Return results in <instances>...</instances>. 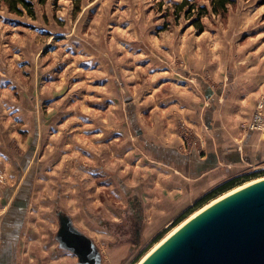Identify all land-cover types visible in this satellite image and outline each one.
I'll return each mask as SVG.
<instances>
[{
    "label": "rangeland",
    "instance_id": "rangeland-1",
    "mask_svg": "<svg viewBox=\"0 0 264 264\" xmlns=\"http://www.w3.org/2000/svg\"><path fill=\"white\" fill-rule=\"evenodd\" d=\"M27 1L33 16L10 13L0 0V77L13 73L7 82L0 80V99L18 103L23 87H29L38 115L29 117L26 129L33 130L39 119L46 126L29 171L40 197L30 210L35 223L27 264H77L51 238L57 231L54 204L94 242L102 264H136L178 217L162 226L150 222L152 228L137 243L130 234L122 238L115 227L101 224L120 225L137 192L152 188L158 172L171 171L153 163L151 141L172 146L177 136L189 152L190 142L203 144V110L212 107L210 116L222 111L241 134L260 118L250 136L252 149L264 155L263 0H233L225 19L202 20V34L183 14L175 19L173 6L182 0ZM188 1L208 7L207 0ZM189 59L201 60L203 70ZM6 63L12 73H6ZM209 84L216 93L211 100ZM51 107L56 111H46ZM182 111L191 122L197 120L198 128H183L178 120L170 125V137L167 119L173 122V114ZM21 119L9 120L20 142L0 146V154L9 157L0 162L5 184L29 151ZM61 136L74 139L61 143ZM40 167L46 185L39 181ZM254 172L263 174L242 184L264 177V163Z\"/></svg>",
    "mask_w": 264,
    "mask_h": 264
},
{
    "label": "crops",
    "instance_id": "crops-1",
    "mask_svg": "<svg viewBox=\"0 0 264 264\" xmlns=\"http://www.w3.org/2000/svg\"><path fill=\"white\" fill-rule=\"evenodd\" d=\"M11 42H13V40ZM30 49L31 48H29V50ZM190 61L189 59L188 62ZM201 62V60H199L197 64L190 62V65L197 66L202 71L204 67ZM214 67H216V65H214ZM6 68L7 74L9 70L10 73H12L13 66L10 63H6ZM136 74L139 75V73H135L134 75ZM12 75L8 74V76H11L9 78H12ZM8 76L0 77V80H2V82H7L4 80H9ZM209 87H211L210 84ZM213 88L214 87L210 88L212 89V92L209 94V97H211L210 100L213 98L214 94H216ZM29 90V87H27V89L23 87L18 103H15L13 100L4 103V99L2 97L0 99L2 100V102H0V118H2V121H0V146L8 147L9 141L16 143L20 142V136L15 134L16 131L9 123L10 119L12 121L14 117H17L18 119L22 118L23 126L20 130L21 132H26L25 141L29 148V151L25 153L27 156L20 158L21 166L19 165L16 172H10L11 174L9 175H11V178L8 177L10 182L6 184L0 183V219L6 216L5 220H8L10 223L6 228L0 226V231L5 232L6 235L4 247L3 244L0 243V258L2 257V261L6 264H27L26 259H30L29 257L31 256H29L30 252H28V246H30L31 243V226L35 223V220L31 217L33 214L30 212L33 211V203L38 204L37 201L40 197L36 192L38 188L35 184V179H33L29 171L37 151L38 139L42 136L41 129L44 131V127L46 126L44 121L41 125V119H39V122L33 125V130L29 131L30 126L27 124V122L30 121L29 117L38 115L37 111H35V102L31 100L32 97ZM174 95L177 96L176 94ZM5 96L6 100H8V95L5 94ZM175 98L176 100L178 99L177 97ZM172 99L175 100L174 98ZM181 100L183 101V99ZM187 102L188 101H186V103ZM56 109V107H51L46 108V111H56ZM212 111V107L207 109V111L203 110V113H206V115H204L205 127H203V131L200 132L203 139L202 154L185 151L183 141L178 139L177 136H175L172 146L166 144L162 145L154 141H151L148 146V151L150 150L151 152L153 163L162 165L171 171L165 173L158 172V176L154 179L155 185L152 186V188L145 187L141 193L140 190L137 192L139 193V198H136V200L139 201L141 206V225L143 227L141 232H138L140 241L144 237V234H146V232L148 234L149 230L152 228L153 225H151V223H154L156 226H162L168 220L181 215L186 209L191 207L194 202L217 185L239 175L241 176V174L254 172L264 163V155H262L258 149H252L254 142L253 136H250L251 131L247 132V130H245V132L241 134L229 116L226 114L224 115L222 111H218V116L215 114L214 116H210ZM40 114H42V112ZM173 115V122L171 121L169 123L168 119L166 122L167 129L165 133L170 137L173 136L170 125H176L178 120H180L179 126L183 128L191 126L197 130V120L191 122L192 118L185 112H175ZM26 127H29V130H27ZM136 132L141 136L142 132L140 130ZM9 137L11 138L8 140ZM239 137L241 138L239 139ZM60 138L61 143L65 141V143L68 144L72 142L71 139H74H64L62 136ZM2 152L5 151L2 150ZM5 158L9 160V157L0 154V162L4 161ZM21 161L25 163L22 162V164ZM11 164L14 167V160H11ZM4 168L3 165L0 168V173L5 177ZM6 168H8V166H6ZM41 173L42 167L39 168V181H41V184L43 183L46 185L47 179L40 178ZM40 188L43 187L40 186ZM158 190L162 194H154ZM150 192L153 194L150 195ZM20 195H25L24 197L27 198V201L24 208L18 212V219L16 220L14 216L17 210L14 208V201ZM158 200L159 203L157 202ZM10 210H12L13 213ZM65 213L68 214L67 212ZM13 221H16V224L13 223ZM15 228L17 231L16 235L10 237V233ZM140 241L138 240V242ZM36 257H38L39 260H43L41 255Z\"/></svg>",
    "mask_w": 264,
    "mask_h": 264
},
{
    "label": "water",
    "instance_id": "water-1",
    "mask_svg": "<svg viewBox=\"0 0 264 264\" xmlns=\"http://www.w3.org/2000/svg\"><path fill=\"white\" fill-rule=\"evenodd\" d=\"M256 180L200 211L140 264H264V177ZM57 220L59 250L72 254L77 264H102L94 242L68 214L59 213Z\"/></svg>",
    "mask_w": 264,
    "mask_h": 264
},
{
    "label": "trees",
    "instance_id": "trees-1",
    "mask_svg": "<svg viewBox=\"0 0 264 264\" xmlns=\"http://www.w3.org/2000/svg\"><path fill=\"white\" fill-rule=\"evenodd\" d=\"M4 5L8 8L10 13L16 15H22L23 11L30 16H33L32 5L27 0H2ZM207 6H197L195 4L190 3L188 0H182L180 3L174 4L173 6V15L175 19H178V16L183 14L186 20H189V26L195 28V30L202 34L204 32V26L202 20L208 16L219 17L221 19H225L226 13L228 11V7L234 4L233 0H207ZM264 5V0L262 1ZM262 172H253L244 174L243 176H237L232 179H229L207 193H205L200 199H198L194 204L186 209L181 215L176 218V220L172 223V227L177 226L180 222L185 220L190 214L194 211L200 209L208 202L218 197L219 195L231 190L232 188L241 185L242 183L258 177L262 175ZM162 235H159L154 238L153 242H158L161 239Z\"/></svg>",
    "mask_w": 264,
    "mask_h": 264
},
{
    "label": "flooded vegetation",
    "instance_id": "flooded-vegetation-1",
    "mask_svg": "<svg viewBox=\"0 0 264 264\" xmlns=\"http://www.w3.org/2000/svg\"><path fill=\"white\" fill-rule=\"evenodd\" d=\"M251 173V172H249ZM248 174V173H247ZM25 195H20L15 201V209L17 210L16 214L14 217H16V220L18 219L17 214L18 212L24 208V206L26 205V201L27 198L24 197ZM133 201L130 202L129 207L127 208V210L124 212V221L118 225V226H114V225H107V227H115L116 229V233H120V237L125 238L126 236H131V237H135V241L136 243L138 242L139 239V233H138V229L136 230L135 228H138L139 225H141V206L138 203V201L136 200L135 197H133ZM12 212V210H10ZM65 213L63 209L60 208V206L58 204H54V208H53V215L56 219L57 222V231H58V220H57V215L59 213ZM13 213V212H12ZM6 216L2 217L0 219V226L6 228V226L9 223L8 220H5ZM3 219V220H2ZM13 223L16 224V221H13ZM102 227H106V222L104 224H101ZM77 229V228H76ZM79 230V229H78ZM56 231V232H57ZM80 231V230H79ZM16 228L12 230V232L10 233V237L11 236H15L16 235ZM56 232H54L51 236L52 240H54V234H56ZM81 232V231H80ZM82 233V232H81ZM83 234V233H82ZM55 241V240H54ZM6 242V235L5 232L0 231V243L4 244ZM0 264H6L4 261H2V257L0 258Z\"/></svg>",
    "mask_w": 264,
    "mask_h": 264
},
{
    "label": "bare ground",
    "instance_id": "bare-ground-1",
    "mask_svg": "<svg viewBox=\"0 0 264 264\" xmlns=\"http://www.w3.org/2000/svg\"><path fill=\"white\" fill-rule=\"evenodd\" d=\"M258 180H254V181H250L247 182L241 186H238L226 193H224L223 195L217 197L216 199L210 201L209 203H207L206 205H204L203 207H201L200 209H198L197 211H195L194 213H192L188 218H186L184 221H182L180 224H178L176 227H174L173 229H171L159 242H157L141 259L140 261H138L136 264H140L154 249H156L163 241H165L170 235H172L181 225H183L184 223H186L189 219H191L192 217H194L195 215H197L200 211H202L203 209L209 207L210 205H212L213 203L217 202L218 200L238 191L239 189L246 187L252 183H255Z\"/></svg>",
    "mask_w": 264,
    "mask_h": 264
},
{
    "label": "built area",
    "instance_id": "built-area-1",
    "mask_svg": "<svg viewBox=\"0 0 264 264\" xmlns=\"http://www.w3.org/2000/svg\"><path fill=\"white\" fill-rule=\"evenodd\" d=\"M257 118L247 125L248 130L253 131L258 128V125L261 123V119L260 118L257 119ZM193 148H195L197 152L200 154L203 151V144L200 141H198L197 143L190 142L188 151H191ZM2 181H3V175L0 173V183H3Z\"/></svg>",
    "mask_w": 264,
    "mask_h": 264
}]
</instances>
